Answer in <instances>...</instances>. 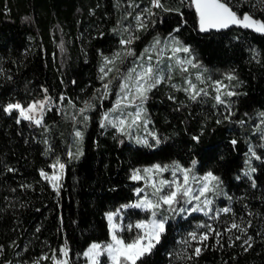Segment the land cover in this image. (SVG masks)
Instances as JSON below:
<instances>
[{
  "label": "trees",
  "instance_id": "obj_1",
  "mask_svg": "<svg viewBox=\"0 0 264 264\" xmlns=\"http://www.w3.org/2000/svg\"><path fill=\"white\" fill-rule=\"evenodd\" d=\"M135 2L147 11L145 39L174 35L214 73L231 72L235 92L220 103L208 88L193 100L184 86L161 81L139 99L154 138L137 142L107 121L101 126L116 97V79L106 91L101 67L130 19L123 0H0V264H52L62 245L68 264H84L90 243L109 239L108 212L121 208L129 223L149 217L124 208L143 186L132 171L167 162L214 174L212 205L230 211L196 255L188 233L208 232L209 214L162 205L164 231L137 264H264V35L240 26L202 33L191 0ZM229 5L264 21V0ZM46 97L40 125L4 111ZM85 102L92 106L81 113ZM251 150L255 168L246 176ZM57 161L64 168L55 189L41 173ZM224 222L243 232H225Z\"/></svg>",
  "mask_w": 264,
  "mask_h": 264
},
{
  "label": "rangeland",
  "instance_id": "obj_2",
  "mask_svg": "<svg viewBox=\"0 0 264 264\" xmlns=\"http://www.w3.org/2000/svg\"><path fill=\"white\" fill-rule=\"evenodd\" d=\"M123 4L125 6V17L126 18L130 17V19L129 20L127 19L128 21H126L122 26V31L125 35L123 40L124 41L131 40V43L130 44L121 43V47L119 48L118 51H116L114 54L106 56L108 60L112 61L113 57L117 53H119L120 58L116 59L113 63H109L107 65H105V58H104L103 65H102L105 67V71H107L109 68L112 69V71H108L107 76H104V78L106 79V82L104 84H109L113 80V78L114 80L116 79L115 80L116 90H115V95H114L116 97L114 99V103L112 107L106 113H108L109 115V120L113 121V123L111 124L114 125L118 131L127 133L130 136V138H132L133 140L137 142L147 141L148 143V142H151L150 138H154V133L152 129L149 127L147 121L142 122L144 109H143L142 102L141 100H139V98L136 99L134 102H129V100H124L117 107V102L121 99L122 96L125 95L126 92H129V89H131L132 93H134L133 85L135 82V76L137 73H139L142 70L141 65H143L144 67H147L148 64L151 63V65L154 68H157L158 66V70H161L162 74L165 76V78L162 79L161 81L170 83L174 87H179L180 85H182L184 86L185 89H187L189 88V82H190L191 84L196 86L194 91H200L201 89H203V92H201V94L204 95V93L208 92V88H212V90L215 92V97H216L218 93L215 87V82L219 81L222 84V87L220 89L221 100H224L225 97L229 96L225 94L226 92H232V93L235 92V84L233 80L232 79L229 80L227 78L229 75L233 76L231 72L230 73H214L213 70L208 69L203 63H201L197 59V57L191 51L189 46L183 44L174 35L170 36L169 34H167L162 37L150 36L149 38L145 39L144 32L146 30V26H148L147 11H146L145 6H141L139 2H135V0H123ZM137 16L140 17L139 20H137ZM141 24H143V27H140ZM173 37L175 38L176 41H179V45H174L172 43ZM157 39L160 40V43L156 44L155 47L153 48V45L155 44V41ZM142 40L144 41L142 42ZM141 43L143 44L141 45ZM177 46L187 47L189 49V52L185 53L183 51H180V52L173 53V47H177ZM145 49H150V51L145 52ZM161 50H163L162 53H161ZM128 52H130L131 54H127ZM149 57H151V60H149ZM177 60L184 61L185 63L177 64L176 63ZM187 61H191L192 63L188 64ZM193 65H195V67H193ZM185 68L187 69V71L184 70ZM131 69H136V72L132 73V79H128V74ZM102 76H103V73H102ZM197 76H199L200 79H197ZM124 83H127L129 85V89L121 88V85ZM188 94L191 95L190 92H188ZM37 101H44L45 102L44 107L48 105L49 103V101H46L45 98L37 100ZM34 102H31V103H34ZM14 103H19V102H13L12 104ZM22 107L26 108L27 105L26 106L22 105ZM113 109L115 110L113 111ZM138 109H140V119L137 120L133 124L132 120ZM35 115L37 119L42 118L39 111H37ZM120 120L125 121L123 126L120 125L119 123ZM141 122L142 124H140ZM121 127H123V131L119 130ZM261 135H263V133H261ZM262 137L264 138V136ZM255 157L256 155L254 154V151L251 150L250 154L248 155L247 165L244 168V170H242V173L244 175L249 176L251 172L254 170L255 167H254L253 159ZM60 164H63V163H60ZM154 165H160L161 167L163 166H169V167L167 168L166 171H163V172L156 173L155 171H153L150 174L151 180H149L143 170L146 168L152 169ZM175 165H179L180 168H183V169H190L189 167L181 165L178 162H167V163H154V164L142 166L139 169L133 170L132 176L133 174L137 173V170H139L138 174L142 178L136 181L142 182L143 186L136 189L135 200L132 201L130 204H127L126 206L135 205L136 203L139 202V200H142L145 198L155 201L156 197L152 195L153 189L150 186L151 183L153 182L159 185L160 180H167L169 182L176 180L177 183L183 184L184 182L183 173L181 171L176 170ZM173 173H175V176L173 175ZM207 173L208 172L204 174H194L190 170V172L188 173L189 175L188 187L193 189L192 195H195V196L200 195L198 189L201 188L203 186V183L205 182L202 180H199V178L205 176ZM45 174L49 177H51L53 174L59 175L60 179L58 182H56L58 184V187L55 188V189H58L61 183L62 176H63V170H60L58 165H56V167L54 168V171H51ZM47 180L53 187V182H51L49 179ZM215 182L216 181L208 182L210 185V189H211L209 191L213 190ZM174 188H175V185H173L171 189L165 186L164 191L167 192L170 190H174ZM138 189L142 191L138 192L137 191ZM209 191L204 193L203 196H200L199 201L191 200L190 202H188V198H181L175 204L177 205L176 206L177 213L180 212L184 216L188 215L190 212H200L202 214H205V213L209 214L210 222L208 226L210 227V229H208V232L203 231V230L189 232V233L195 232L197 234V237L206 234L207 239L211 234L217 237L221 234V230H219L220 228H218L216 223L221 222L219 221V215L222 212L220 211V209L227 208V206H221L218 209L217 207L213 206L212 205L213 199L211 195L208 194ZM204 200H208L211 203H209L208 205H205L203 203ZM197 207H199L202 210H198V211L192 210L193 208H197ZM124 208L126 207L124 206ZM139 209L148 210L149 217L144 220H138L134 223L123 221V210L121 208H118L116 211H111V213H115L112 223H115L118 226L116 230L117 234L121 238L124 239V235H121V232L126 231L127 236L130 238L129 241H126L124 239L126 242H130L138 234H142L143 230L136 228L135 227L136 224L141 223V222L149 223L153 219L157 220L158 222L164 223L160 209H144V208H139ZM172 210L173 208L171 209V212ZM153 212L156 213L155 217H153ZM232 224L233 223L228 224L224 222L223 223L224 231L229 232V230H231V231H236L240 233L243 232L242 227L232 228L231 227ZM129 225H131L132 227L129 228L128 227ZM134 227L137 229V231L132 232L131 229ZM189 233H188V237H189L188 243L192 242V244L196 246V248H199L202 243H205L207 241V239L201 241L199 238H197L196 240H192L189 236ZM217 233H219V235H217ZM110 239H111V235L109 234L108 241L92 242V243L106 244L110 242ZM92 243H90V245ZM89 246L84 250V252L89 248ZM62 248H65V247L63 245L60 246L59 249L56 251V253L52 256V259H51L52 264H54V260H53L54 256L56 260L66 259V257H64L59 251ZM83 254L82 256L84 259V264H89L88 258L85 257ZM99 260L101 264H111L106 254H102L99 257Z\"/></svg>",
  "mask_w": 264,
  "mask_h": 264
},
{
  "label": "snow or ice",
  "instance_id": "obj_3",
  "mask_svg": "<svg viewBox=\"0 0 264 264\" xmlns=\"http://www.w3.org/2000/svg\"><path fill=\"white\" fill-rule=\"evenodd\" d=\"M154 6L156 7H162L159 0H153ZM192 3L195 6L196 12L199 16V26L201 31H207L211 28L221 29V28H227L229 25L237 24L241 25L245 28H253L255 31L258 32H264V21L254 20L252 16L248 13H244L243 16H238L237 12L233 11L232 7L229 6V0H192ZM140 17L137 16V20H139ZM140 27H143V24L140 25ZM175 31V30H174ZM171 36V34H169ZM122 44H130L131 40L128 41H121ZM160 40L157 39L155 41V44L153 45V48L156 44H159ZM172 43L174 45H179V41H176L175 38H172ZM150 51V49H145V52ZM183 51L185 53L189 52V49L187 47L183 46H177L173 47V53ZM163 50H161V53ZM127 54H131L128 52ZM120 58V54L117 53L113 60H108L107 57H105V65L109 63H113L116 59ZM149 60H151V57H149ZM177 64H183L184 61L177 60ZM188 64H191V61H187ZM195 67V65H193ZM142 70L136 74L135 76V82H134V93H132L131 89H129V85L127 83H124L121 85L122 89H129V92H126L124 96L121 97V99L117 102V107L120 105V103L124 100H129V102H134L136 99H144L146 98L147 92L150 91L153 87H155L157 84L161 82L162 79L165 78V76L162 74L161 70H158L157 68H154L151 63L148 64L147 67H144L141 65ZM187 71V69H184ZM108 71H112V69H108L105 71V67H101V72L103 73V76L101 79L104 78V76H107ZM136 72V69H131L128 74V79H132V73ZM229 80L234 79L233 76L229 75L227 77ZM197 79H200L199 76H197ZM195 85L191 84L189 82V88L185 89V91L190 92L191 98L193 100L196 99L197 96L201 95V92H203V89L200 91H194ZM215 87L217 89V96L216 100L217 102L223 103L221 100L220 95V89L222 87L221 82L217 81L215 82ZM105 90L107 91L108 85H104ZM206 94V93H204ZM226 95H233L232 92H226ZM51 98L46 97L45 100L48 101ZM61 100H63V97H61ZM44 101H35L34 103L28 104L27 107H22L20 103H10L5 108V112H12L14 109L19 110L20 117L25 120H30L33 123L40 125L42 123L41 119L36 118V112L39 111L41 114V117L43 115V108H44ZM92 105L88 102H85V108L81 109V113L86 111L88 108H90ZM115 109H113L114 111ZM262 116H264V113H261ZM87 119V117H85ZM140 119V109H138L133 117L132 123L134 124L137 120ZM107 121L108 123H113L112 120H109L108 113L104 114V117L101 121V126H104V122ZM19 122V121H18ZM120 125L123 126L125 121L120 120ZM131 126V125H130ZM119 130L123 131V127H121ZM81 133L79 131L76 132L77 137H81ZM143 143H147V141H141ZM159 143V141H157ZM235 143V141H233ZM195 163V162H193ZM57 165L60 170H63L64 165L60 164L59 161H57ZM55 168L56 165H53ZM169 166H163L160 165H154L152 169H144V173L146 174L147 178L151 180V173L155 171L156 173L166 171ZM176 170L181 171L183 173L184 182L183 184L177 183L176 180H173L171 182L167 180H160L159 185H157L155 182L151 183V187L153 189L152 195L156 197V200H150V199H142L139 200L138 203L135 205H131L132 207L137 208H144V209H159L162 207V205H168L169 209L171 210L173 206L178 202L181 198H188V202L191 200H200V196H203L204 193L211 190L210 185L208 182L210 181H216L218 180L217 177H215L211 172H208L205 176L199 178V180L204 181L203 186L198 189L200 195L195 196L192 195L193 189L188 187L189 182V175L190 169H183L180 168L179 165H175ZM137 173L133 174L132 179L138 180L142 177ZM42 176H44L46 179H49L51 182H53V187L57 188L58 184L56 182L59 181L60 177L59 175L53 174L51 177L47 176L45 173H41ZM175 176V173H173ZM175 185L174 190H170L165 192V186H167L169 189H171ZM142 191L140 189L137 190ZM203 203L205 205H208L211 203L208 200H204ZM127 207V206H125ZM193 211L202 210L199 207L193 208ZM222 212H229V208H223L220 209ZM107 219L109 221V229H110V235L111 239L110 242L106 244H100V243H92L89 248L84 252V256L88 258L89 264H101L99 257L102 254H106L111 262V264H137V261L142 257L145 253L150 252L152 248L155 247V244L159 242L160 233L164 231V223L158 222L157 220L153 219L149 223H138L135 225L136 228L142 229V234H138L134 239H132L130 242H126L123 238H121L117 234V225L115 223H112L113 217L115 213H107ZM156 213L153 212V217H155ZM207 215V213H205ZM129 228L132 226L129 225ZM232 228H240L239 224L233 223L231 225ZM219 235V233H217ZM189 236L192 240H196L199 238L201 241L207 239V235H201L197 237V234L195 232L189 233ZM60 253L67 257L68 251L67 248H62L59 250ZM201 249L196 248L195 254L199 255ZM54 264H68V260H56L55 256L53 257ZM38 264V261L36 262Z\"/></svg>",
  "mask_w": 264,
  "mask_h": 264
},
{
  "label": "water",
  "instance_id": "obj_4",
  "mask_svg": "<svg viewBox=\"0 0 264 264\" xmlns=\"http://www.w3.org/2000/svg\"><path fill=\"white\" fill-rule=\"evenodd\" d=\"M191 3H192V0H191ZM192 5H193V8H194V10H195V12H196V9H195V6H194V4L192 3ZM230 6V5H229ZM231 7V6H230ZM233 9V8H232ZM233 11H235L234 9H233ZM236 12V11H235ZM246 13H248V14H250L249 12H246ZM196 15H197V19H198V27H199V31L200 32H202V33H209V32H222V31H229V30H231L232 28H234V27H236V26H240V27H242L241 25H237V24H233V25H229V27H227V28H221V29H216V28H211V29H208L207 31H201L200 30V26H199V16H198V14H197V12H196ZM238 15V14H237ZM251 16H252V18L254 19V20H259V21H262L261 19H257V18H255L252 14H250ZM239 16V15H238ZM243 16V14L241 15V17ZM244 29H247V30H250V31H255L253 28H245V27H243ZM255 32H257V33H259V34H262V35H264V32H258V31H255Z\"/></svg>",
  "mask_w": 264,
  "mask_h": 264
}]
</instances>
